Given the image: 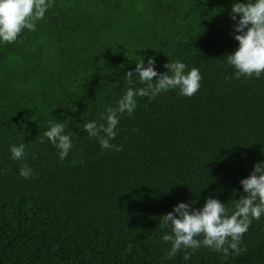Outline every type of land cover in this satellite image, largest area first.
<instances>
[{"label": "trees", "instance_id": "16d2710c", "mask_svg": "<svg viewBox=\"0 0 264 264\" xmlns=\"http://www.w3.org/2000/svg\"><path fill=\"white\" fill-rule=\"evenodd\" d=\"M232 2L54 0L35 31L0 44V264H264V215L227 259L204 246L167 257L158 223L178 201L214 195L230 208L264 160V73L233 79L226 62ZM148 56L158 72L176 59L198 67L201 87L137 97L111 141L120 151L101 150L83 123L143 87L124 74ZM67 117L76 135L60 160L41 139ZM23 138L27 179L9 152Z\"/></svg>", "mask_w": 264, "mask_h": 264}, {"label": "clouds", "instance_id": "9594fccd", "mask_svg": "<svg viewBox=\"0 0 264 264\" xmlns=\"http://www.w3.org/2000/svg\"><path fill=\"white\" fill-rule=\"evenodd\" d=\"M53 6L54 0H0V44L15 42L25 29L35 31L37 21L43 19ZM230 19L234 22L233 38L238 42L236 49L226 54L227 64L234 69L232 78L260 77L264 73V0H233ZM155 64L153 56L135 62V67L125 72L124 78L131 84L130 78L135 74L143 87H127L114 106H105L98 119L83 123V130L90 139L97 140L101 150L120 151L121 146L111 141L117 136L121 115H130L135 110L137 97L152 99L169 90L191 97L201 87L198 67H188L176 59L164 64L165 72H158ZM74 135L68 129V117L62 121L54 119L48 121L41 142L46 137L57 149L58 159L63 160L74 147ZM25 147L24 138L10 144L11 158L22 162L26 156ZM18 173L26 179L34 175L31 165L24 162ZM239 184L242 193L239 199H233L230 208L209 195L198 208L188 201H178L170 211L159 216V227L167 229L161 239L170 242L167 257H174L183 250L187 260L191 254L187 250L194 251L201 246L222 253L225 259L229 254L239 255L244 251L243 234L253 219L259 220L264 215V160L255 162Z\"/></svg>", "mask_w": 264, "mask_h": 264}]
</instances>
